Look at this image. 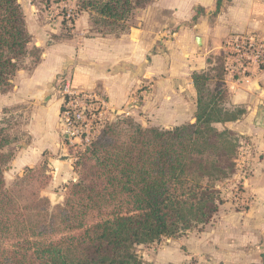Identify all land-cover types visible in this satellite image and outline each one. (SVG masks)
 <instances>
[{"label":"trees","instance_id":"obj_1","mask_svg":"<svg viewBox=\"0 0 264 264\" xmlns=\"http://www.w3.org/2000/svg\"><path fill=\"white\" fill-rule=\"evenodd\" d=\"M151 1L86 0L83 7L124 31L133 12ZM31 42L20 0H0L1 94L13 91L28 58L38 63L41 50ZM225 60L194 74L193 123L161 129L119 117L106 125L80 153L79 178L56 205L43 195L52 181L46 164L7 186L16 136L0 121V264H144L139 247L208 225L225 201L219 187L236 173L240 152L239 137L215 125L245 114L225 107Z\"/></svg>","mask_w":264,"mask_h":264},{"label":"crops","instance_id":"obj_2","mask_svg":"<svg viewBox=\"0 0 264 264\" xmlns=\"http://www.w3.org/2000/svg\"><path fill=\"white\" fill-rule=\"evenodd\" d=\"M218 2L152 0L119 34L93 33L88 13L77 22L74 36H62L59 26L49 27L48 35L45 27L35 35L30 32V47L41 50L40 59L34 64L28 58L26 69L13 80V93H0L2 104H30L37 111L29 129L31 142L21 146L14 167L33 168L47 159L50 174L65 173L58 92L66 79L78 89L102 93L116 113L131 115L146 127L193 123L198 104L194 74L210 72L216 59L225 56L228 39L264 37V0H221L219 11ZM224 85L225 107L245 114L215 127L239 137L247 208L220 213L224 201L199 234L166 239L148 257L144 254V264H264V69L255 73L252 85L225 77ZM140 93L144 96L138 101Z\"/></svg>","mask_w":264,"mask_h":264},{"label":"rangeland","instance_id":"obj_3","mask_svg":"<svg viewBox=\"0 0 264 264\" xmlns=\"http://www.w3.org/2000/svg\"><path fill=\"white\" fill-rule=\"evenodd\" d=\"M85 1L86 0L84 1L83 0H20L26 16L28 30L33 35L37 34L40 31V28L41 30L42 29L44 30V27L46 28L45 29L46 35L51 34L50 28L52 27L56 28L57 26H59L62 30V34H61L62 36L63 35L67 37H69L70 35L74 36L76 35L77 22H79V19L81 18L83 13H88L89 19L91 20L94 26L92 31L93 33L100 32L104 34H110V33L119 34L123 32L120 30V28L105 25L102 19L98 17L95 11L91 9H84L83 5ZM148 4H146L143 8H145ZM143 8L141 9L139 8L135 10L131 15L129 21L131 20L132 17H134V15H136L137 11L142 10ZM69 13L74 15V17H69ZM86 18L88 19V16ZM129 21H126L127 26ZM62 82L60 83L61 85ZM61 85L59 86V91ZM13 91L11 93H13ZM61 97H62L61 94L58 92V98L61 99ZM36 112L37 111L30 108V104L25 105L24 103H11V105H8L7 103L2 104V102H0V119L5 120L7 125L13 131V134L16 136V142L11 146H9L8 148V152L14 153V159L10 163L5 174L6 183L9 188L13 186V184L18 179V177L24 175L27 169V168L22 169L23 167L15 168L14 161L19 156V152L22 148L21 146H23L24 144L27 145V143L31 142L32 137L30 135L29 129L31 128L32 116L34 113L36 114ZM115 114L116 115L114 116L113 121H116L117 118L119 117H123V118H131L135 120L137 123H139L138 120H136V118L131 115L126 116L125 114L122 113L120 114L115 113ZM60 135H61V131H60ZM61 138L63 140L62 135ZM65 150H66L65 152L66 157L63 158V160H67L65 173L62 172L58 176L49 173L52 177V181L47 187V189L43 192L44 196L50 198L53 205L62 203L64 201L66 195V187L69 186L71 183L76 182L79 178V174L75 169V165L79 160L80 154L76 151L75 148H69V150L65 148ZM239 160L240 159L238 155V157L236 158V173L230 179L220 184L219 189L222 191L223 199H225L226 202L225 206L221 207L220 213L224 211L241 212L243 211V209L247 208L248 203L246 202L247 199L244 194L245 193L244 187L241 184L243 173L241 172V168L238 166L240 163ZM44 164H46L48 167L47 159L42 161V163H40L35 167L42 166ZM204 228H206V226L195 228L190 233L194 232L199 234ZM188 233L183 236L177 237L175 239L183 238L187 236ZM162 242L164 245L166 240H163ZM160 243H156L150 246L139 247L138 248L139 255L142 257V259L144 254L147 255L148 257L150 255L151 250L155 249L158 245L159 247L162 246V244L160 245ZM197 264H209V263L207 261H202Z\"/></svg>","mask_w":264,"mask_h":264},{"label":"built area","instance_id":"obj_4","mask_svg":"<svg viewBox=\"0 0 264 264\" xmlns=\"http://www.w3.org/2000/svg\"><path fill=\"white\" fill-rule=\"evenodd\" d=\"M69 17L74 15L69 13ZM224 47L225 79L252 85L255 73L264 69V37L241 34L228 39ZM59 92L62 96L60 131L64 146L68 150L75 148L80 154L92 146L103 128L114 120L116 112L102 93L78 89L70 79L62 82ZM143 94L136 99L139 101Z\"/></svg>","mask_w":264,"mask_h":264},{"label":"water","instance_id":"obj_5","mask_svg":"<svg viewBox=\"0 0 264 264\" xmlns=\"http://www.w3.org/2000/svg\"><path fill=\"white\" fill-rule=\"evenodd\" d=\"M197 42H198L199 45L202 44V41H201L200 38L197 40Z\"/></svg>","mask_w":264,"mask_h":264}]
</instances>
